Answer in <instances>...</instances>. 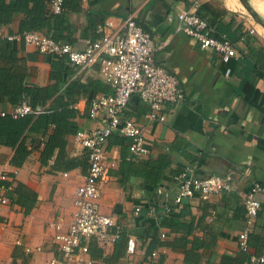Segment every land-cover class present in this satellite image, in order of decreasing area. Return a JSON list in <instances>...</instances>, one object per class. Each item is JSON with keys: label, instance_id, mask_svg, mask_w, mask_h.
Segmentation results:
<instances>
[{"label": "crops", "instance_id": "obj_1", "mask_svg": "<svg viewBox=\"0 0 264 264\" xmlns=\"http://www.w3.org/2000/svg\"><path fill=\"white\" fill-rule=\"evenodd\" d=\"M46 1L48 4L51 0ZM182 10L205 17L215 36L226 37L234 44L238 57L225 64L217 53L203 50L186 35L177 33L176 16ZM59 16L63 21L59 35L78 48L97 38L98 27L108 19L119 22L133 16L151 35L153 46H163L155 54L156 63L178 78L185 94L181 104L165 106V123L149 121L148 107L139 98L130 101L123 117L134 119L144 129L151 150L144 160L165 157L170 165L159 184L153 185L141 172L143 160L128 161L131 141L116 133L111 136L107 157L116 166L102 184L101 209L125 226L123 233L127 239L104 249L93 243L89 257L99 264H146V257L159 249L158 264H250L249 255L239 250L237 237L244 227L243 198L252 181L262 186V207L250 237V254L262 256L264 38L251 18L239 7H230L229 0H64V11ZM168 16L173 17L171 23ZM22 19V15H15L9 24L1 27L9 35H18ZM15 44L19 62L29 76L26 85L55 86L56 81L51 77L52 57L24 42ZM62 59L59 97L66 106L79 112L74 120L79 131L95 130L101 118H90V101L112 93L101 80L100 64L79 73L65 57H59V61ZM72 87L73 94L67 95L66 88ZM51 104L50 101L46 108ZM11 110L13 107L0 99V112ZM27 138L29 141L38 136ZM67 142L69 157L85 155L76 135H69ZM13 156L12 148L0 146V168L8 174L12 187L22 184L38 198L28 215L17 206H0V264H43L60 259L54 241L56 230L51 226L60 224L62 231L67 230L75 212V192L85 181L88 164L69 172L51 173L49 167L42 166L39 151L32 152L22 167L11 164ZM124 159L137 164L135 168L140 173L123 176ZM188 167L194 168L199 177L224 176L232 170L249 171V179L230 195L208 201L199 198L186 201L177 211L184 212L178 218V224L183 226L178 231L166 227L164 221L160 226L157 219L162 222L165 216L164 204L173 206L178 195L175 178ZM159 189H163V194H158ZM149 204L155 205L157 218L146 214L145 207ZM137 205L143 207L142 216L134 218ZM212 211L214 219H210ZM164 231L168 237L162 241L160 234ZM151 244L155 245L152 250Z\"/></svg>", "mask_w": 264, "mask_h": 264}, {"label": "built area", "instance_id": "obj_2", "mask_svg": "<svg viewBox=\"0 0 264 264\" xmlns=\"http://www.w3.org/2000/svg\"><path fill=\"white\" fill-rule=\"evenodd\" d=\"M50 14L60 15L64 11V0H51L47 4ZM176 32L189 37L203 50L218 54L221 61L228 64L238 57L234 44L226 37L217 38L209 21L198 13L182 10L177 16ZM168 22L173 21L168 16ZM254 32V31H253ZM0 40L9 42H24L42 54L54 57H66L79 73L92 69L100 64L101 80L108 85L112 93L101 94L91 103L89 115L91 119H100V126L95 130L79 131L77 142L84 148L88 157V171L84 183L76 190L72 221L66 231L60 224H53L56 230L54 241L61 254L60 259H52L43 264H99L91 259V245L95 243L104 249L115 244L125 231V226L110 215H105L101 209L102 184L109 179L110 172L115 168V161L107 157L109 139L113 134L131 141L128 161L139 162L151 155L147 146L145 132L134 119L124 118L130 101L137 97L148 107L147 118L151 122L165 123L167 115L164 108L168 104L178 105L185 100V94L180 81L158 65L155 54L162 49L153 46L151 35L145 31L133 16L121 19L119 22L108 19L97 29V38L87 40L80 48L69 43L57 42L45 32L32 31L24 34L9 35L0 26ZM230 70L227 71L229 75ZM47 108L39 106L32 108L28 101L13 108L10 112H0V117L6 115L14 119L26 115L45 113ZM249 171L232 170L223 175L199 177L194 168L188 167L175 179L178 185V195L174 205H165V215L177 212L186 201L199 198L208 201L212 197L230 195L235 188L248 181ZM9 182L8 174L0 168V206H10L6 196L11 190L2 186ZM163 189L158 194H163ZM262 186L252 181L243 198L244 227L239 232L237 244L242 253L249 255L250 264H264V254H250V237L254 232L262 207ZM147 215L157 218L156 207L149 204L145 207ZM143 207L135 206L134 218L142 216ZM215 218L212 211L210 219ZM158 225L160 220L157 219ZM161 226V225H160ZM168 237L167 232L160 234L162 241ZM161 252H152L146 257V264H158ZM87 256L88 259H84ZM32 264H39L33 262Z\"/></svg>", "mask_w": 264, "mask_h": 264}, {"label": "trees", "instance_id": "obj_3", "mask_svg": "<svg viewBox=\"0 0 264 264\" xmlns=\"http://www.w3.org/2000/svg\"><path fill=\"white\" fill-rule=\"evenodd\" d=\"M46 2V0H0V26L9 24L15 15H22L20 34L41 31L57 42L70 43L69 40L59 35L63 21L59 15L49 13ZM201 17L203 16L201 15ZM51 57L54 70L51 77L55 79L56 85L46 88L29 87L25 83L29 77L27 69L19 62L15 42L0 40V99L2 102L7 101L13 108H16L28 101L34 109L39 106L46 107L50 101L52 102L45 113L38 116L26 115L17 119L10 115L0 117V146L14 150L11 164L15 167H22L32 152L39 151L42 166L49 167L51 173L69 172L79 167H86L88 157L86 153L81 158H72L66 154L67 137L73 134L77 135L79 132L74 122L79 112L75 108L70 109L62 101V97H59V90L62 87V83L59 86V69L63 68L64 59L59 61V57ZM66 60L68 59L66 58ZM73 92V87L65 90L67 95L73 94ZM95 98L90 101V105ZM29 135H36L38 138L28 141L27 136ZM123 144L125 145L124 142ZM143 161L140 162L141 164L139 163L144 167L141 172L146 175L151 184L157 186L170 165L169 161L165 157ZM135 165L137 164L129 163L124 159L122 163L123 176L126 173H140L136 170ZM1 185L6 188L11 187V190L7 192L11 206L20 207L26 215L35 208L38 196L34 191L22 184L12 187L11 183L2 182ZM183 213L171 212L165 215L162 222L160 220V225L164 221L166 227L178 231L183 227L178 224V218ZM126 239V234L123 233L118 241L123 242ZM125 243L127 244V242ZM153 244H151L150 250L154 249L155 245Z\"/></svg>", "mask_w": 264, "mask_h": 264}, {"label": "rangeland", "instance_id": "obj_4", "mask_svg": "<svg viewBox=\"0 0 264 264\" xmlns=\"http://www.w3.org/2000/svg\"><path fill=\"white\" fill-rule=\"evenodd\" d=\"M250 1L252 2V5L257 10V12H259V14L264 17V0H250ZM229 6L232 7L233 9L239 7V10L241 12H243L244 14H246V16L248 18H251L250 15H249V13L243 7V5L240 3L239 0L238 1L237 0H229ZM250 20H251V22H253L254 24H256L252 18ZM256 26H257L259 32L261 33L262 38H264V29L261 28V26H259L258 24H256Z\"/></svg>", "mask_w": 264, "mask_h": 264}, {"label": "water", "instance_id": "obj_5", "mask_svg": "<svg viewBox=\"0 0 264 264\" xmlns=\"http://www.w3.org/2000/svg\"><path fill=\"white\" fill-rule=\"evenodd\" d=\"M243 7L247 10L250 17L254 20L256 24L261 26L264 29V17L257 12V10L253 7L252 2L250 0H239Z\"/></svg>", "mask_w": 264, "mask_h": 264}]
</instances>
